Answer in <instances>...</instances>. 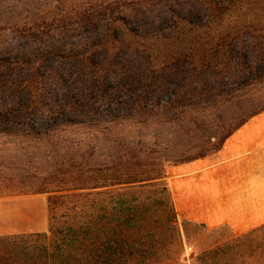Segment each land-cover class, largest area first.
<instances>
[{"label":"trees","instance_id":"obj_1","mask_svg":"<svg viewBox=\"0 0 264 264\" xmlns=\"http://www.w3.org/2000/svg\"><path fill=\"white\" fill-rule=\"evenodd\" d=\"M31 1L19 0L17 5L24 10ZM177 1L181 3L175 6L173 3ZM190 1L198 0H161L162 11L172 19L173 25L188 24L187 19L197 13V8L188 4ZM228 1L207 0L208 11L213 12L219 4L227 7ZM153 2L104 0L94 17L130 16L144 22L143 18L153 13ZM48 19L29 26L16 15L14 32L18 36L26 32L30 36L47 35L59 25H54V15ZM80 20L74 24L82 25L84 22ZM66 21V17L58 20L61 27ZM148 23L149 27L144 29L122 26L120 34L106 24L100 40L85 42L64 52L55 50L56 42L46 44L45 48L54 49V54L33 50L34 39L19 56L5 59L0 52V138L18 142L14 154H0V197L45 194L48 211L46 231L0 235V264H264V224L235 234L226 225L208 228L200 222L180 219L166 181L167 163L176 165L217 150L234 129L264 110V102L253 104V100L234 98L228 93V98L240 109L237 121L218 141L210 143L213 137L207 136L209 144L188 155L166 156L149 146L142 139L150 132L142 124L123 135L117 130L124 119L144 122L149 115L145 106L156 101L157 89H164L161 84L169 76L166 73L177 71L183 64L179 65L177 58L173 64L167 60L161 62L158 79L148 70L127 72V66L110 60L91 68L92 47L109 41L114 49L127 39L147 42L159 34L155 30V18ZM203 25L195 23L193 27ZM223 37L227 44L199 54L198 64L182 85L190 90H184L182 95L174 94L169 104H187L193 99L207 105L212 99V90L220 91L225 86L218 81L211 83L214 78L227 77L232 86L238 84L248 89L264 85V66L258 64L264 59L261 42L252 41L247 55L240 42L230 39L229 35ZM50 55L77 60L84 71L80 77L84 88L90 90L95 85L100 94H107L90 103V107L103 106L105 116L99 117L87 110L82 120L65 112L73 110L75 105L87 104V96L66 97L48 91L61 83L43 65ZM193 63L191 58L188 64ZM109 75L117 79L119 86L128 88L124 98L112 94L111 90L105 92L104 82ZM121 77L124 80L119 81ZM193 79H198L199 86L191 87ZM240 82L243 84L239 85ZM110 106H119L122 112L114 116ZM70 125H82L83 130L91 133L72 142L41 144L50 133ZM28 147L31 149L27 150ZM25 158L27 163L47 166L29 172L18 164Z\"/></svg>","mask_w":264,"mask_h":264},{"label":"rangeland","instance_id":"obj_2","mask_svg":"<svg viewBox=\"0 0 264 264\" xmlns=\"http://www.w3.org/2000/svg\"><path fill=\"white\" fill-rule=\"evenodd\" d=\"M18 1L0 0V52L5 59L21 55L23 50L33 44L31 43L33 39L36 42L31 47L33 50L54 54V49L49 51L45 48L46 44L56 42L55 50L64 52V50L78 47L85 42L100 40L103 38L106 24H109V28H115L116 32L120 34L123 31L122 26L144 29L149 27L148 20L155 18L157 21L155 30H158V35L152 36L147 42L127 39L121 47L114 49L111 48L112 43L109 41L105 45L93 46L90 60L91 68L110 60L127 66V72L144 73L148 70L152 72L151 76L155 79H158L157 76L160 75L158 70L161 62L167 60L168 63L173 64L174 58H177L179 65L183 64L177 71L166 73L169 76H166L163 79L164 84H161L164 89H157L156 101L152 100L145 106L149 115L144 122L137 123L124 119L117 125V130L121 132V135L138 128L140 124L144 125L145 130L150 133L142 140H145L149 146L152 145L163 155L175 157L181 154H193L198 148L206 147L209 144L206 140L210 135L213 137L210 143L218 141V138L235 124L236 116L240 113V109L234 105L233 99L228 98L230 97L228 93H231L234 98H241L245 101L253 100V104L264 102V85H259L255 89L240 87L238 84L232 86L227 77H222L209 79L211 83L218 81L220 84L224 83L225 86L220 91L212 90V99L207 105H202L193 99L187 104L168 103V100L174 98V94L175 96L176 94L182 95L184 90H190L187 86L182 87V85L186 83L189 72L198 64L196 58L204 50L207 51L213 47L219 48L222 43L223 45L227 44V40H224L223 36L229 35L230 39L234 38L240 42L244 49L243 53H247V55L252 41L261 42L264 52V0H229L227 7L224 4H219L213 12L208 11L210 5L207 0L190 1L188 4L196 7L197 13L187 19L188 24L177 26L172 24L170 17L164 15L161 0H154L152 3L153 13L147 14L146 18H143L144 22L148 24L130 16L115 15L113 18H108L107 15L101 14L94 17V14L97 13L96 10H101L100 6L104 0H33L24 7V10L17 5ZM180 3L181 1H177L173 4L178 6ZM16 15L20 21H25L29 26L41 20H49L48 18L54 15L56 19L53 23L59 25L50 29L47 35L30 36V33L26 32L24 35L18 36V33L14 32L13 24ZM61 17L67 19L63 27L58 22ZM78 19L84 23L82 25L74 24ZM195 23L204 25L201 28H195L193 27ZM116 26L118 27L116 28ZM237 34H239L238 37H236ZM210 52L212 53L209 51V54ZM191 58L194 63L190 65L188 63ZM258 64L261 67L264 66V59ZM43 65L48 67L51 74L58 77L61 82L59 86L56 85V88L48 89L51 94L60 93L66 97L71 95L87 96L85 101L88 102L87 104L75 105L73 110L72 108L65 110L66 113L79 116L82 120L84 119L82 116L87 110L99 114V117L101 114L102 116L107 114L103 110V106L90 107L91 101L101 98V95L107 96V94H100V89L94 87L95 85L90 90L84 88L80 78L84 71L77 60L50 55ZM170 67L173 69V66ZM133 77L137 78L138 76L134 75ZM118 79L119 81L124 80L123 77ZM193 80L191 87L199 86L198 79ZM125 82L127 81L121 83ZM241 84L243 82H240L239 85ZM119 85L117 79L113 75H109L104 82V86H107L105 92L108 93L111 90L112 94L122 95L124 98L128 88ZM112 86L116 87L110 89ZM237 87L240 89L231 90ZM217 93L219 94L217 95ZM110 108H113L111 113L114 116H118L122 112V108L119 106H110ZM95 126L100 128L102 125ZM82 128V125H70L65 129H57L47 138L44 137L41 144L43 145L44 141L48 144H57L61 140L72 142L91 133ZM9 140L4 137L0 138V154L17 152L18 142ZM31 142L38 143L35 140H31ZM23 149L25 148L23 147ZM30 149L31 147L27 148V150ZM18 164L29 172L44 169L47 166L38 162L27 163L26 158L20 160ZM171 165V162L167 163L166 168ZM46 197L45 194L0 197V235L46 231L48 226ZM187 252L185 251V253Z\"/></svg>","mask_w":264,"mask_h":264},{"label":"crops","instance_id":"obj_3","mask_svg":"<svg viewBox=\"0 0 264 264\" xmlns=\"http://www.w3.org/2000/svg\"><path fill=\"white\" fill-rule=\"evenodd\" d=\"M166 181L180 219L226 225L235 234L264 224V110L217 150L168 166Z\"/></svg>","mask_w":264,"mask_h":264}]
</instances>
